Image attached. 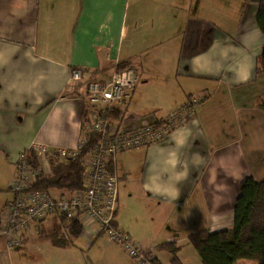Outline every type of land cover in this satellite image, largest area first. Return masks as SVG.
<instances>
[{
  "label": "crops",
  "instance_id": "obj_1",
  "mask_svg": "<svg viewBox=\"0 0 264 264\" xmlns=\"http://www.w3.org/2000/svg\"><path fill=\"white\" fill-rule=\"evenodd\" d=\"M257 5L0 0V189L11 191L21 152H37L38 145L73 148L80 140L83 112L90 107L88 116L94 107L64 97L70 68L82 67L83 91L89 79H109L127 62L138 81L114 105L123 112L121 129L156 122L191 97L200 101L163 139L117 154L115 226L146 251L174 240L183 247L189 233L231 226L240 180L264 178ZM61 226L52 215L32 224L22 245L7 248L0 238V264H137L95 225L83 228L78 245L77 238L56 245L52 236ZM152 255L162 264L171 259L168 252Z\"/></svg>",
  "mask_w": 264,
  "mask_h": 264
},
{
  "label": "built area",
  "instance_id": "obj_2",
  "mask_svg": "<svg viewBox=\"0 0 264 264\" xmlns=\"http://www.w3.org/2000/svg\"><path fill=\"white\" fill-rule=\"evenodd\" d=\"M82 76V67L72 66L64 94V97L74 95L83 98L94 107L83 123L80 140L73 148L47 150L46 145H38L37 152L42 163L49 156L72 158L96 138L83 158L84 187L57 190V197L49 191L33 188L36 171L27 158V151L21 152L17 161L18 172L10 187L14 197L0 209V238L7 248L19 246L24 243L32 224L38 225L57 212L67 218L79 215L83 228L95 225L100 233L122 244L138 264H149L144 255L145 250L115 226L118 206V178L114 166L116 157L119 152L141 148L163 139L177 124L183 123L193 114L199 97H191L180 108L156 122L125 131L111 125L108 116L115 103L128 96L127 91L137 83V70L134 67L116 68L109 79H89L86 88L78 93Z\"/></svg>",
  "mask_w": 264,
  "mask_h": 264
},
{
  "label": "trees",
  "instance_id": "obj_3",
  "mask_svg": "<svg viewBox=\"0 0 264 264\" xmlns=\"http://www.w3.org/2000/svg\"><path fill=\"white\" fill-rule=\"evenodd\" d=\"M257 4L256 21L264 39V0H257ZM125 67L133 66L127 62L119 63L117 66ZM256 70L264 72V41L256 57ZM256 106L264 110V93L257 98ZM89 108L83 112L82 123L87 120ZM108 117L111 125L120 126L123 112L113 109ZM95 139L87 143V147L75 157L49 156L43 163L38 153L29 148L27 158L36 171L32 187L49 192L70 188L82 189L85 184L83 158ZM239 186L240 192L234 206L231 226L192 232L186 237V242L194 247L200 257L201 264H241L244 260L264 264V178L256 180L252 176H245L240 180ZM53 216H58L62 223L61 227H64L61 233H53L52 239L56 245H66L68 241H73L82 233L81 216L67 218L59 212ZM181 247L182 245L174 240L159 243L153 251L171 254L170 264H183L178 256ZM153 251L144 252L149 264H162L152 255Z\"/></svg>",
  "mask_w": 264,
  "mask_h": 264
},
{
  "label": "rangeland",
  "instance_id": "obj_4",
  "mask_svg": "<svg viewBox=\"0 0 264 264\" xmlns=\"http://www.w3.org/2000/svg\"><path fill=\"white\" fill-rule=\"evenodd\" d=\"M79 92L80 91H78V93ZM81 125H82L81 127L83 128V123ZM10 192L11 191H8L6 188H1L0 189V208H2L6 204L5 201L7 199V196L10 194ZM50 193L54 197H57V195H58V191L57 190H52V191H50ZM149 228L154 229V228H157V227H154V226L149 225ZM146 229H148V228H146ZM158 231H159V229H158ZM49 240H50L49 238H44L43 239V241H46L47 244L49 243ZM79 241H80V238L77 237V240H76L77 245L79 244ZM178 256H180V259L182 260L183 264H201L200 257L198 256L196 250L194 249V247L192 245L188 244L187 242H185L183 244V247H181V251H179ZM163 260H165V259H163ZM163 262H165V264H168L166 261H163ZM169 264H170V262H169ZM241 264H257V263L256 262H253V261L244 260V261L241 262Z\"/></svg>",
  "mask_w": 264,
  "mask_h": 264
},
{
  "label": "bare ground",
  "instance_id": "obj_5",
  "mask_svg": "<svg viewBox=\"0 0 264 264\" xmlns=\"http://www.w3.org/2000/svg\"><path fill=\"white\" fill-rule=\"evenodd\" d=\"M92 79H94V78H92Z\"/></svg>",
  "mask_w": 264,
  "mask_h": 264
}]
</instances>
